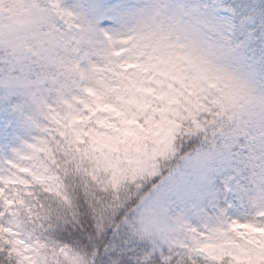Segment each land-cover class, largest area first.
<instances>
[{
    "label": "snow or ice",
    "instance_id": "snow-or-ice-1",
    "mask_svg": "<svg viewBox=\"0 0 264 264\" xmlns=\"http://www.w3.org/2000/svg\"><path fill=\"white\" fill-rule=\"evenodd\" d=\"M0 264H264V0H0Z\"/></svg>",
    "mask_w": 264,
    "mask_h": 264
}]
</instances>
